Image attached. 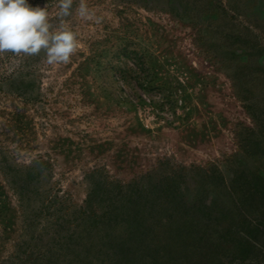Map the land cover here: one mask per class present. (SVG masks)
<instances>
[{
  "label": "rangeland",
  "instance_id": "obj_1",
  "mask_svg": "<svg viewBox=\"0 0 264 264\" xmlns=\"http://www.w3.org/2000/svg\"><path fill=\"white\" fill-rule=\"evenodd\" d=\"M63 23L67 63L0 53V264H264V0Z\"/></svg>",
  "mask_w": 264,
  "mask_h": 264
},
{
  "label": "clouds",
  "instance_id": "obj_2",
  "mask_svg": "<svg viewBox=\"0 0 264 264\" xmlns=\"http://www.w3.org/2000/svg\"><path fill=\"white\" fill-rule=\"evenodd\" d=\"M72 8L73 0H59L54 25L45 6L30 0H0V53L37 56L43 52L48 64L69 62L79 47L76 33L63 23ZM79 15H91L83 2Z\"/></svg>",
  "mask_w": 264,
  "mask_h": 264
},
{
  "label": "trees",
  "instance_id": "obj_3",
  "mask_svg": "<svg viewBox=\"0 0 264 264\" xmlns=\"http://www.w3.org/2000/svg\"><path fill=\"white\" fill-rule=\"evenodd\" d=\"M117 254V253H116Z\"/></svg>",
  "mask_w": 264,
  "mask_h": 264
}]
</instances>
